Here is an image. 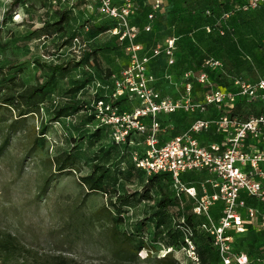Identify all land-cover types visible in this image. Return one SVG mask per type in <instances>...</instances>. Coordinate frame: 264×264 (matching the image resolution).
<instances>
[{"label": "rangeland", "instance_id": "rangeland-1", "mask_svg": "<svg viewBox=\"0 0 264 264\" xmlns=\"http://www.w3.org/2000/svg\"><path fill=\"white\" fill-rule=\"evenodd\" d=\"M12 1L0 0V67L9 75L22 69L20 77L24 83L34 85L48 76L43 65L60 60L78 61L84 49L96 51L98 61L91 60L90 68L79 67L73 75L81 78L87 71L92 74L93 81L78 97L105 128L103 139L88 148L80 138L76 118L51 121L50 104L65 101L62 92L65 83L47 99L40 113L29 114L17 130L8 128L16 114L2 109L0 144L9 135L10 141L0 156V227L32 246L64 252L86 264H99L110 256L104 247L105 239L99 234L101 228L82 223L107 202V196L102 192L86 196L79 177L90 171L92 159L101 149L105 151L117 142L116 136H121L124 130L121 125L129 124L141 106L139 94L130 90L126 74L134 55L139 60L147 58L144 75L153 77L150 85L162 96L178 101H185V85L197 81L206 69H210L208 77L215 84L238 78L256 80L264 73V8L240 13L239 2L232 8V14L222 16V11L214 6V19L205 16L208 13L205 14L201 4L203 0H161L159 8L156 0H23V4L10 8ZM114 7L125 20L110 12ZM55 9L72 10V27L81 36L73 46L58 51V37H54L56 41L44 37L28 40L49 19L47 13L51 15ZM8 17L11 21L6 23ZM213 21L225 26L228 23L234 33L231 41H220L217 31L212 30ZM104 24L110 27L117 24L119 29L116 31L115 27L94 37L88 34V27ZM126 26L135 29L137 35L124 37L125 31L129 33ZM133 45L141 48L135 52ZM160 62L162 65L156 70ZM131 74L136 77L135 71ZM128 77L134 81L130 74ZM196 94L200 96L201 92ZM126 95L128 100L113 105L116 98ZM99 97H104L103 102ZM182 111L198 115V110L181 108L178 116ZM177 118L161 115L162 142L170 140L177 128L185 130L189 126L190 121ZM144 122L148 124L147 120ZM43 126L47 127L46 135L41 134ZM212 137L211 133L197 135L203 143ZM131 145L139 156L147 149L144 141ZM69 150L77 156L73 174L54 173L50 159ZM49 176V187L42 192ZM145 208L142 203L124 214L128 223L122 229L130 231ZM167 253V248L157 244L150 256L148 251L139 253L140 262L151 264ZM174 255L182 261L191 259L187 249L174 251Z\"/></svg>", "mask_w": 264, "mask_h": 264}, {"label": "trees", "instance_id": "trees-1", "mask_svg": "<svg viewBox=\"0 0 264 264\" xmlns=\"http://www.w3.org/2000/svg\"><path fill=\"white\" fill-rule=\"evenodd\" d=\"M239 2L242 5L246 0H203L201 4L205 7V14L208 13L205 16L214 18V6H218L223 13L222 16H224L228 12H232V8ZM18 4H23V0H13L10 8H14ZM260 8H264V6ZM252 10L239 11L240 13H248ZM47 14L49 19L45 20L43 25L28 40L35 41L44 37L47 41H54V37H58V40H55L58 44L57 51L60 48L73 46L80 41L81 36L78 30L72 27L71 9H55L51 15L49 12ZM10 21L11 17L5 19L6 23ZM227 25H222L219 21H213L211 24L212 30L217 31L222 43L231 41L234 34L233 30ZM115 27H117V24L114 27L106 24L99 27L92 25L88 27V34L94 37ZM221 31L224 33L222 34ZM97 58L96 51L84 49L78 61L73 59L67 62L60 60L47 63L43 65L47 69L48 76L46 80L34 85L24 83L20 77L22 69L9 75L0 67V112L2 109L7 108L11 113L16 114V118L12 119L8 128L17 130L29 114L40 113L47 99L55 91L61 89L62 84L65 83V87L62 89L65 101H52L50 104L51 121L59 122L63 118H76L79 121L80 138L86 147L93 148L97 142L103 139L105 125L98 122L95 113H89L86 109V103L78 97L79 93L93 81V77L89 71L81 78L74 76L73 73L79 67L90 68V61H98ZM161 65V62L158 63L156 70ZM205 71L208 72L210 69ZM253 80L255 79H251V81ZM191 82L193 84L192 96L194 100L201 101L210 87L197 81ZM211 82L215 88L235 90L234 81L216 84L214 80ZM197 91L201 92L200 96H197ZM99 99L103 102L104 97H99ZM125 99L128 100L127 95L118 97L113 105L116 106L124 102ZM178 112L179 110L158 115L160 127H162L161 115H170L173 118L179 117L177 119L182 122L190 121L185 130L177 128L172 138L188 131L196 120L212 119L220 114V111L212 106L204 113L198 111L197 116L195 113L185 111H182L178 116ZM261 112H264V105L247 104L245 101L239 100L236 103L235 110L231 111L230 114L247 116L250 113L257 114ZM145 120H147V125H150L151 119L147 117ZM202 132L211 133L214 137L204 143L199 140L201 144L207 145L209 142L223 139V136L217 133L213 127ZM41 134H47V127L43 126L41 128ZM135 134L140 138L134 136ZM147 134L134 131L126 136L124 142H113L107 150L101 149L100 153L92 159L90 171L79 177L86 196L98 192H102L107 196V202L82 223L84 225L97 224L101 228L99 234L105 239L104 247L110 256L99 264H141L139 253L148 251L150 256L155 252L157 244H161L167 249L172 248V251L163 257H156L151 264H221L222 258L219 250L207 229L209 222L206 216L195 213L194 199L186 193L178 195L170 173L148 174L147 171L137 166V162L134 160L135 146H132L131 143L140 144L144 141L146 145ZM158 137L160 145L169 141L162 142L160 140L161 130ZM9 141L10 135L5 137L0 144V156L7 148ZM145 152L141 157L144 156ZM76 163L77 156L71 150L60 152L50 159L53 172L56 174H73ZM188 175H194L192 180L188 178ZM205 177L199 171H188L183 174L182 180L186 185H190V182L193 181V184L199 188L200 195L202 194L200 182ZM50 178V176L46 178L41 187L42 192L47 191ZM243 198L247 208L254 207L264 213L263 202L247 195H243ZM142 203L146 204L143 215L136 218L135 221L132 220L133 227L130 231L122 229L128 223L124 214L129 213L130 209L139 208ZM222 209L223 203L221 201L212 206L210 214L214 220L220 218ZM245 213L246 208L242 210V214L245 215ZM183 226L190 227L193 230L192 240L196 247L197 260L191 258L182 261L174 255V251L187 246ZM245 226L247 228L245 232L231 231L234 236L232 242L233 252L246 254L248 256L247 264H264V230H261L257 224L250 221H246ZM0 264L86 263L64 252H49L40 247L32 246L13 232L0 227ZM233 264L237 263L234 261Z\"/></svg>", "mask_w": 264, "mask_h": 264}, {"label": "built area", "instance_id": "built-area-1", "mask_svg": "<svg viewBox=\"0 0 264 264\" xmlns=\"http://www.w3.org/2000/svg\"><path fill=\"white\" fill-rule=\"evenodd\" d=\"M162 5L161 0H156V7ZM264 6V0H246L239 6V10L248 11ZM114 16L124 15L116 7L109 9ZM124 13L129 14L128 9ZM228 12L225 16H229ZM128 34L135 37L136 30L126 26ZM119 27H116L117 31ZM211 31V27L208 28ZM122 32V31H121ZM223 34L224 32L221 31ZM141 47L133 45L136 52ZM170 46L167 52L171 53ZM139 60L137 54L129 71H126L127 81L131 85L130 90L138 92L141 106L132 115L131 122L123 127L121 136H116L117 142H124L131 132L148 133L146 138V152L143 157L137 153L134 160L137 166L147 171L148 174L168 172L172 175L174 185L180 193H186L195 200L194 211L198 215L206 216L209 225L207 227L222 258L221 264H247L248 256L244 253H234L232 242L234 236L231 231L245 232V222L250 221L264 230V213L257 208L246 207L243 195L254 197L264 203V112L231 115L239 100L247 104L264 105V73L256 80L238 78L234 80L235 90L215 88L208 77L207 71L200 74L197 82L209 86L201 101H195L192 96L193 84L185 85V101H178L162 96L159 91L150 85L152 76L144 75L145 62ZM170 62H173L171 60ZM207 61V66H209ZM135 71L136 77L131 74ZM134 77L131 80L128 75ZM216 107L220 114L212 119H198L190 129L175 136L163 145H160L159 132L161 130L158 115L172 113L181 108L185 110L206 112L209 107ZM149 117L150 125L144 120ZM215 128L216 132L223 136L221 141L201 144L197 134L202 131ZM206 170L212 175L201 185L202 195L198 194L195 187H188L182 180L184 173L188 171ZM208 184L214 191L209 192ZM221 201L223 203L222 214L218 220H214L210 214L212 206ZM246 208L245 215L242 210ZM184 222V221H183ZM185 235L186 247L191 252V258L198 259L196 247L193 243V230L190 227H182ZM168 252L172 248L167 249Z\"/></svg>", "mask_w": 264, "mask_h": 264}, {"label": "crops", "instance_id": "crops-1", "mask_svg": "<svg viewBox=\"0 0 264 264\" xmlns=\"http://www.w3.org/2000/svg\"><path fill=\"white\" fill-rule=\"evenodd\" d=\"M214 129H215V128H214ZM161 133H162V130H161ZM160 140H161V137H160ZM209 143H211V142H209ZM199 172H201V174H203V176H206L205 179L202 180V181L200 182V188H201V185L205 182V180L208 179V178H211L212 175H211L210 173H208L206 170H201V171H199ZM193 176H194V175H193ZM193 176H192V175H188V178H189L190 180H192ZM212 178H213V177H212ZM187 186H188V187H195L196 190L199 191V188H198L196 185L193 184V181L190 182V185L187 184ZM207 186H208V190H209V192H213V191H214V189H213V187H212L211 184H208ZM198 194H199V192H198ZM202 194H203V193H202ZM202 194H200V195H202ZM194 202H195V200H194Z\"/></svg>", "mask_w": 264, "mask_h": 264}]
</instances>
